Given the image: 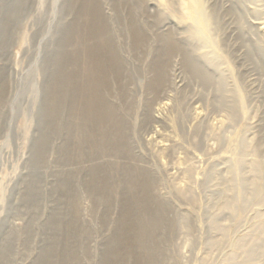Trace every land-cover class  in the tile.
<instances>
[{
  "label": "rangeland",
  "instance_id": "obj_1",
  "mask_svg": "<svg viewBox=\"0 0 264 264\" xmlns=\"http://www.w3.org/2000/svg\"><path fill=\"white\" fill-rule=\"evenodd\" d=\"M16 1L0 0V30ZM67 1L23 0L0 39V264H36L45 246L61 248L69 217L83 233L73 242L79 264H99L119 215V195L105 204L82 186L92 163L115 158L63 162L64 136L56 134L33 162L49 60L75 14ZM117 1L101 0V9L130 80L113 104L124 112L136 163L154 179L150 194L172 220L162 264H264V0H195L197 18L185 0H142L133 14L146 38L135 51L126 19L114 22ZM165 34L181 50L168 58L153 94L149 66ZM182 52L207 83L186 70ZM76 170L66 201L58 182ZM55 217L62 222L56 228Z\"/></svg>",
  "mask_w": 264,
  "mask_h": 264
},
{
  "label": "bare ground",
  "instance_id": "obj_2",
  "mask_svg": "<svg viewBox=\"0 0 264 264\" xmlns=\"http://www.w3.org/2000/svg\"><path fill=\"white\" fill-rule=\"evenodd\" d=\"M22 1L17 0L5 9L0 39L7 33L9 20L16 15ZM118 1L111 4L114 22L122 24L126 19L124 30L131 39V49L135 51L146 38L133 14L136 7H141L142 0H137V6ZM185 1L188 15L196 17L199 6L192 3L195 0ZM66 6L75 14L73 21L61 29L56 49L49 60L52 71L43 91L40 121L44 131L34 146L33 162L36 164L40 160L50 135L56 134L64 136L59 148L63 162H93L95 158L107 156L115 158L108 166L92 163L82 180L83 188L97 202L113 204L115 196L119 195V215L103 244L99 264H162L165 256L162 248L164 240L171 234L172 220L167 215V206L150 194L154 179L149 170L136 163L128 140L129 127L124 112L113 104L114 94L124 96L129 73L120 57L109 21L102 14L101 0H68ZM159 41V53L149 66L151 79L147 89L153 94L164 82L168 58L181 50L170 34L160 36ZM182 53L186 70L207 83L206 74L185 52ZM3 81L0 74V102ZM118 157L125 161L117 163ZM79 173L81 170H76L59 179V189L63 190L66 201L73 196L71 181ZM259 189H256L257 193ZM31 193L35 195L34 189ZM51 223L55 228L62 224L57 217ZM62 226L64 242L61 248L56 242L45 246L36 264H79V254L74 250L73 242L82 232L75 228L70 217Z\"/></svg>",
  "mask_w": 264,
  "mask_h": 264
}]
</instances>
